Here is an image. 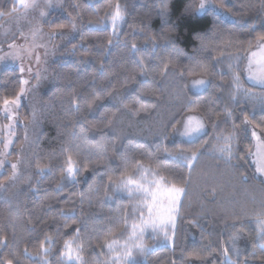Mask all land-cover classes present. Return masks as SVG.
Wrapping results in <instances>:
<instances>
[{
  "label": "trees",
  "instance_id": "16d2710c",
  "mask_svg": "<svg viewBox=\"0 0 264 264\" xmlns=\"http://www.w3.org/2000/svg\"><path fill=\"white\" fill-rule=\"evenodd\" d=\"M17 1L0 0V23ZM212 1L230 20L198 14L200 0H64L48 16L46 31L73 26L74 37L51 65L28 181L0 195V264H264V181L250 160L264 88L245 77L264 0ZM21 88L19 69H2L0 108ZM18 112L27 124L28 108ZM189 115L204 124L191 141L180 137ZM15 136L13 154L22 127ZM143 178L182 196L171 242L148 233L129 250L143 211L127 184Z\"/></svg>",
  "mask_w": 264,
  "mask_h": 264
},
{
  "label": "rangeland",
  "instance_id": "374dc122",
  "mask_svg": "<svg viewBox=\"0 0 264 264\" xmlns=\"http://www.w3.org/2000/svg\"><path fill=\"white\" fill-rule=\"evenodd\" d=\"M21 11L0 23V71L4 68H17L20 71L22 88L17 97L0 108V176L11 168L12 176L0 185V195L13 199L26 185L30 169L31 145L38 130L42 97L52 84L51 65L60 58L61 49L74 37V28L50 33L43 24L53 13H63L64 0H18ZM213 10L223 19L230 16L212 0H200L197 13ZM245 77L254 87L264 88V42L250 51L246 59ZM207 86L204 79H196L191 88L195 93ZM25 105L29 110L27 124L20 121L19 109ZM23 128L24 140L19 148H13L15 130ZM204 132V124L197 115L185 118L180 137L191 141ZM253 150L250 160L257 176L264 181V138L252 130ZM130 195L138 197L143 211L140 221L131 233L128 249H141L143 237L148 233H158L171 242L176 222V212L182 190L168 188L157 179L143 178L139 182L127 184ZM66 258L79 261L77 250L68 246ZM128 260V255H118L117 259Z\"/></svg>",
  "mask_w": 264,
  "mask_h": 264
},
{
  "label": "bare ground",
  "instance_id": "6f19581e",
  "mask_svg": "<svg viewBox=\"0 0 264 264\" xmlns=\"http://www.w3.org/2000/svg\"><path fill=\"white\" fill-rule=\"evenodd\" d=\"M43 26H44V24H43Z\"/></svg>",
  "mask_w": 264,
  "mask_h": 264
}]
</instances>
